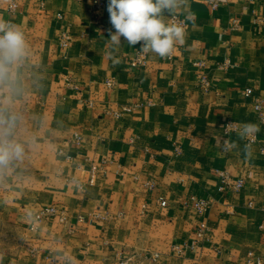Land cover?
I'll list each match as a JSON object with an SVG mask.
<instances>
[{
  "label": "crops",
  "instance_id": "obj_1",
  "mask_svg": "<svg viewBox=\"0 0 264 264\" xmlns=\"http://www.w3.org/2000/svg\"><path fill=\"white\" fill-rule=\"evenodd\" d=\"M108 3L93 13L91 0H16L12 11L0 0V17L26 40L21 57L0 60V150L8 154L0 163V264L264 259V128L243 95L250 87L264 105V0H189L177 12L184 44L167 58L145 53V66L130 64L142 42L130 47L121 37L119 64L106 55L115 31ZM197 59L206 61L208 89L198 87ZM228 121L259 126L251 155L238 131L225 133ZM224 140L238 146L224 152ZM219 172L242 187L221 190ZM191 195L210 201L203 214ZM51 205L67 220L31 227L27 213L35 222ZM201 223L205 239L197 241Z\"/></svg>",
  "mask_w": 264,
  "mask_h": 264
},
{
  "label": "clouds",
  "instance_id": "obj_2",
  "mask_svg": "<svg viewBox=\"0 0 264 264\" xmlns=\"http://www.w3.org/2000/svg\"><path fill=\"white\" fill-rule=\"evenodd\" d=\"M188 8L189 0H109L107 11L115 31L109 30L110 39L107 40L110 50L106 55L113 64L120 63L114 52L122 45L121 37H123L130 47L142 42L139 52H153L161 58H167L177 44H184L185 26L183 23H168L166 17L171 18L178 11ZM187 18L192 19L190 12ZM25 47V36L19 27L0 17V60L11 62L21 57ZM259 131L258 125L245 123L238 130L237 135L240 139H247ZM237 146L236 143L224 140L221 150L227 152ZM14 151L19 156L22 148L17 145ZM245 152L251 155L250 144L245 145ZM7 155L0 150V163L7 159ZM27 218L33 221L34 228L37 227L31 211L27 213Z\"/></svg>",
  "mask_w": 264,
  "mask_h": 264
},
{
  "label": "built area",
  "instance_id": "obj_3",
  "mask_svg": "<svg viewBox=\"0 0 264 264\" xmlns=\"http://www.w3.org/2000/svg\"><path fill=\"white\" fill-rule=\"evenodd\" d=\"M9 3V8L10 10H14L16 8V0H5ZM246 1H253V0H246ZM212 5L215 6L216 3L212 2ZM104 6V0H91V10L93 13H97L102 7ZM183 23L185 26V21L182 17H180L177 13L175 14V16L170 18V23ZM236 21L233 20L232 21V26L235 27ZM57 42L58 45L62 48V49H66L68 47V44L70 42V35L68 32H62L58 38H57ZM173 54V52H172ZM171 54V55H172ZM170 55V56H171ZM169 56V57H170ZM130 64L132 66H145L146 65V54L142 53V52H135V54L133 55V57L130 59ZM193 65L195 67L198 68V87L200 89H208L210 87V78L208 77L207 71H206V61L203 59H197L193 61ZM228 63L227 61H224L222 63L223 67H227ZM68 84L72 87V88H76V84L73 83V81H68ZM104 84L107 87L112 88L114 86V80L112 78H107L106 80H104ZM243 95L244 97L250 99L252 101L253 104V109L257 112L258 114V119L259 122L261 123L262 127L264 128V105L262 100H260L258 97L254 96L253 91L250 87H246L243 90ZM1 97H0V105H1ZM87 103L89 105H91V101H87ZM124 111H129L131 110L130 107H123ZM116 115H118V112H115ZM239 130V127L228 121L225 123V128L224 131L227 134L230 133H235ZM258 136V133H256L253 137L247 138L245 139L247 141L248 144H252L256 138ZM95 168H93L92 170H94ZM101 168H97V170H100ZM219 175L221 176V186L220 189H224L225 185H230V179L228 178V175L226 173L223 172H219ZM232 188L234 190H238L242 187L243 185V179H236L232 184ZM188 203H190L193 208L200 214H203L207 208L210 205V201L208 199H201V198H197L194 196H190L188 198ZM165 201L161 200L160 204L162 206L165 205ZM252 204L251 201H249L248 205L250 206ZM58 217L60 221H66L67 220V215H66V210L62 207H59L58 205H51V206H44L39 208V210H37L36 215H35V223L36 225L43 221L46 220L50 217ZM79 220H82L81 217L78 218ZM33 227V225L31 226ZM260 229H262L264 231V221H262L259 225ZM197 241H199L200 239H205L204 238V224L201 223L198 227H197ZM196 244V242L194 243V245ZM191 245V246H194ZM146 256V255H145ZM148 257L152 258V259H156L158 258V253H153V254H149L147 255ZM249 258L251 260V262L253 264H264V259L255 256L253 253H249ZM118 264H133L132 258L131 257H121L118 261Z\"/></svg>",
  "mask_w": 264,
  "mask_h": 264
}]
</instances>
